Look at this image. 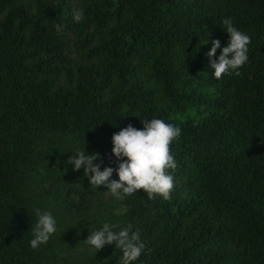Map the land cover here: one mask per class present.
<instances>
[{"label": "trees", "instance_id": "obj_1", "mask_svg": "<svg viewBox=\"0 0 264 264\" xmlns=\"http://www.w3.org/2000/svg\"><path fill=\"white\" fill-rule=\"evenodd\" d=\"M224 18L251 43L241 74L217 80L206 53L227 46ZM153 118L181 128L171 199L106 203L69 157L98 154L118 181L113 135ZM52 191L96 231L138 232L133 264H264V0H0V264L66 261L63 213L30 246ZM88 258L119 264L122 251Z\"/></svg>", "mask_w": 264, "mask_h": 264}, {"label": "clouds", "instance_id": "obj_2", "mask_svg": "<svg viewBox=\"0 0 264 264\" xmlns=\"http://www.w3.org/2000/svg\"><path fill=\"white\" fill-rule=\"evenodd\" d=\"M73 16L76 22H80L83 19V11H76ZM222 24L230 37L227 46L221 50L218 60L213 57L221 48L219 40H213L210 51L206 53L217 80L225 74H241L239 69L248 62V46L251 43L250 36L234 27L231 18H224ZM141 123L143 130L129 125L112 137V154L118 160L124 161L119 163L118 169L115 170L118 181L109 182L113 168L106 167L101 171L100 165L94 164L101 159L98 154L89 155L85 150L77 151L69 157L67 163L73 166L74 171L83 167L84 176L91 186L97 188L105 185L117 200H123L140 190L146 193L150 200L157 197L170 200L175 187L171 170L177 167L171 153V144L181 136V128L158 118L141 120ZM36 215L38 221L32 228L34 238L30 241L34 250L42 244H47L57 231V221L51 212H41L37 209ZM117 227L119 225L104 223L99 231L91 232L83 242L93 247L96 252L106 245L114 244L115 248L122 251L119 264H133L145 251L146 245L141 241L139 233L133 232L130 227L114 231Z\"/></svg>", "mask_w": 264, "mask_h": 264}, {"label": "rangeland", "instance_id": "obj_3", "mask_svg": "<svg viewBox=\"0 0 264 264\" xmlns=\"http://www.w3.org/2000/svg\"><path fill=\"white\" fill-rule=\"evenodd\" d=\"M70 5H73V3L70 2ZM68 40L70 41L69 46L71 53L69 54V57L71 59H75L76 53L72 47V39L68 37ZM105 193L104 201L106 203H112L116 199L109 191H105ZM59 195L61 196V192L59 194V192L52 191L48 199L52 200L53 207L50 208L49 212H51L54 218H58L57 215L59 213H63L62 216H64V218H62L63 222L60 224L61 230L65 235V249H63V254L65 253L66 261L63 262V264H88L90 262L88 257L92 253L93 247L85 244L83 241L87 239L91 232L95 231L93 224L92 222L85 223V221H77L73 210L68 207V205L66 206V204L63 203V199ZM86 199L88 202L91 201L89 197ZM69 200L75 205H78L79 200L76 195H73L72 198H69ZM56 202L59 203L57 206H55Z\"/></svg>", "mask_w": 264, "mask_h": 264}]
</instances>
